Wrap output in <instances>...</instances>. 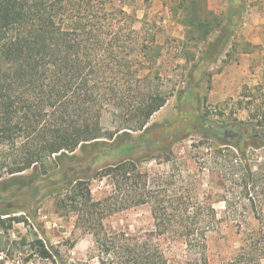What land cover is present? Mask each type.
I'll use <instances>...</instances> for the list:
<instances>
[{"label": "trees", "instance_id": "trees-1", "mask_svg": "<svg viewBox=\"0 0 264 264\" xmlns=\"http://www.w3.org/2000/svg\"><path fill=\"white\" fill-rule=\"evenodd\" d=\"M225 1L221 10L209 9L207 0H176L171 7L201 54L196 61L188 52L191 79L201 74L200 81L211 82L212 65L254 50L241 30L245 0ZM136 22L123 0H0L1 168L12 175L0 181V240L4 232L12 244L0 247V264L33 257L71 264L38 235L10 239L14 225L28 221L16 213L32 211L42 197L52 199L57 213L75 214L76 227L93 236L88 258L75 264H209L208 235L223 218L241 235L223 264H264V118L208 126L225 140L206 145L210 158L201 166L221 178L223 218L192 177L181 173L178 184L166 170L144 169L147 160L174 163L175 141L168 140L175 132L150 124L172 93L162 87L156 34L145 38ZM106 113L115 127L103 125ZM28 170L31 176L22 175ZM104 179L111 190L96 199L94 181ZM13 183L28 190L14 193ZM141 205L150 208L151 230L105 225L110 215ZM166 236L183 240L198 258L171 259L161 243Z\"/></svg>", "mask_w": 264, "mask_h": 264}, {"label": "rangeland", "instance_id": "rangeland-1", "mask_svg": "<svg viewBox=\"0 0 264 264\" xmlns=\"http://www.w3.org/2000/svg\"><path fill=\"white\" fill-rule=\"evenodd\" d=\"M126 8L137 17L136 29L143 32L145 38L156 34L157 42L161 46L162 56L157 68L162 76V87L172 93L166 105L156 112L150 124L167 125L174 131V137L168 141H175L172 151L174 163L158 165L155 160H147L143 164L146 170H166L174 175V179L181 182L182 173L187 179L193 178L197 192L200 196L209 197V202L218 212V218L224 217V202L221 201L223 183L220 176L209 168H201L206 159L210 158L208 143L215 146H225L222 141L208 131L210 122L225 123L233 119H242L256 123L264 118V0H245L241 26L245 40L251 43L252 53L237 55L236 60L230 63L223 62L211 66V82L203 79L201 74L191 79L189 70L194 61L187 62L189 56L201 55L193 41L185 38V26L174 16L171 7L176 0H123ZM207 5L210 7L209 0ZM225 3V4H224ZM212 5V4H211ZM226 1H213V7L221 10ZM198 79L199 81H196ZM260 84L258 88L254 86ZM248 95V96H246ZM114 117L106 113L103 125L106 128L115 127ZM160 130L152 133L159 136ZM142 132H133L138 138ZM167 141V142H168ZM205 145V146H204ZM208 147V148H207ZM0 146V181L9 179L6 168L2 169L3 154ZM150 152V151H149ZM146 152L145 154L149 153ZM81 154V151H77ZM157 151L156 155H162ZM143 155V152H141ZM139 156V155H138ZM208 156V157H207ZM163 159V158H162ZM32 171L22 173L31 176ZM10 191L23 193L28 190L19 183L8 185ZM111 190L109 182L94 181L93 195L100 198ZM25 215L27 222L14 225L10 239H20L27 234L28 237L38 235L46 240L47 244L59 249L61 254L69 256V262L75 264L86 260L93 246V236L83 234L76 227L75 214H59L55 211L50 197L39 198L32 211L17 212L16 215ZM111 231L126 230L129 232L147 231L153 228V218L149 206L141 205L114 213L104 220ZM2 231V230H1ZM0 247L9 249L12 244L4 232ZM161 243L167 255L175 260L197 259L191 254L183 240H174L170 236L161 237ZM241 235L236 225L223 218L218 228L208 235L209 264H223L230 259L239 248ZM7 264H12L7 261ZM28 264H47L33 257ZM91 264H97L92 260Z\"/></svg>", "mask_w": 264, "mask_h": 264}, {"label": "crops", "instance_id": "crops-1", "mask_svg": "<svg viewBox=\"0 0 264 264\" xmlns=\"http://www.w3.org/2000/svg\"><path fill=\"white\" fill-rule=\"evenodd\" d=\"M213 1L215 0H209V4H210V7H208L209 9H213V10H216L215 8L216 7H213ZM222 2H224V0H222ZM212 4V5H211ZM225 4V3H224Z\"/></svg>", "mask_w": 264, "mask_h": 264}]
</instances>
